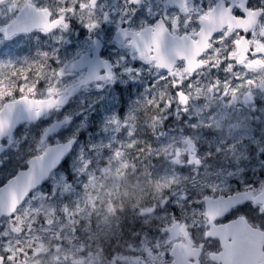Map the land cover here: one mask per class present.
<instances>
[{"label": "snow or ice", "instance_id": "obj_1", "mask_svg": "<svg viewBox=\"0 0 264 264\" xmlns=\"http://www.w3.org/2000/svg\"><path fill=\"white\" fill-rule=\"evenodd\" d=\"M141 2L142 0H125L126 5L132 6L133 16L139 11L138 6ZM221 2L234 21H244L231 32L229 39L240 32L249 33L256 19L264 18V0H215L217 8L220 7ZM55 3L56 9L52 10L43 6L42 0H0V44H6L35 29L44 35L55 31L67 32L73 28V22L78 26L79 36H85L86 33H91L100 27L97 16L100 0H55ZM192 3L195 5L198 0H192ZM217 8L210 7L207 13L201 14L200 10L189 9L187 0L181 4L182 11H194L201 22L199 31L193 33L199 39L191 40V49L186 53H177L184 62V71L187 73L198 74V70L205 67V62L200 57L213 47L210 43L212 37L218 34L223 40L225 31L231 27L227 23L220 25L218 17L223 13L222 11L217 13ZM147 11L150 12L151 9ZM125 14H127L126 10ZM103 20L108 22L107 13H103ZM164 20H170L175 29L180 26L178 16L170 18L166 15L163 20H158L154 25L135 34L129 33L118 24L116 35H133L129 43L138 53V56L132 58L134 64L138 60L141 64L154 66L161 80L168 81L173 78L171 95L174 99L167 103L161 100L157 105L161 110L158 117L159 126L163 127L165 122L172 123L183 119L195 129L198 121L187 115L189 97L183 90L185 81L180 78L179 72L174 71L176 61L161 54L160 42L168 32ZM191 20L192 16L189 15L184 21L185 26L191 23ZM130 22V20L124 21L125 24ZM137 38L140 43H137ZM246 40L247 36L231 39L237 50L226 56L227 60L232 61L231 64L221 61L226 75L230 74L227 71L229 67L233 70L237 66L250 70H255L257 67L264 69V44L257 42L260 50H255L249 45L241 52L240 46ZM261 40L264 41V33H261ZM116 42L123 44V41ZM92 43L98 45V41ZM98 54L103 55L99 48ZM37 55L41 57L37 79L31 84L29 83L31 67L26 73L24 68H17L11 61L7 63L0 61V152H4L6 146L13 144L16 130L25 121L45 125L40 144H45L53 136L57 138L56 147H49L45 154L46 159L34 156L26 161L24 169H20L10 177L0 179V264H15L16 257L11 247V236L32 230L31 227L24 228L21 223L22 217L28 216L29 212L36 218L33 224L38 222L42 231L57 225L61 237L74 235L77 231L90 227L91 217L84 219L83 209L79 207L80 201L72 199L77 186L87 185L80 182V178L71 167H64L70 164L69 154L73 151L72 146L77 143L81 133L78 132L72 139H65V133L68 131L65 125L70 124L71 121L66 119L50 122L53 113L64 111L76 89L72 87L62 90L59 88V82L53 87L47 75L43 73V68L48 66L46 61L49 59L60 63L55 51L51 55L47 52H38ZM244 61L248 62L244 63ZM24 63H28L27 57ZM104 63L111 70V76L98 77V83L101 79H110L112 86H117L119 83L117 77L123 79L125 76L142 74L139 66H124L110 60ZM62 75L63 69L59 73L53 72L54 77ZM233 79L239 80L240 77ZM245 82L252 85L254 80L245 79ZM219 83L217 78L215 86L218 87ZM225 84L228 82L225 81ZM238 87L239 84L233 87V92ZM261 87H264V84ZM98 90L103 89L98 87ZM224 95L227 96V92ZM248 100L264 109V102L255 100L251 96L246 98V102ZM114 119L118 125L126 117L117 113ZM204 126L206 125H201ZM205 135L212 136L214 133L209 131ZM61 139H65L63 144L60 143ZM245 147L255 153L258 161L257 166L250 170L251 175H246L249 170L239 167L237 160L236 167L231 169L220 167L214 177L203 180L199 187L196 186V181H193L191 188L185 187L190 177L184 173L192 168L193 160L186 152L184 153L185 163L178 165L179 173L163 185L169 189V195L167 198L162 197L159 202L160 211L149 207L147 213H140L155 215L157 221L161 222L157 231L163 232L167 237L165 244L162 248L159 241H156L154 247L139 254L136 264H140V261L144 264H157V262L201 264L202 258L207 259L208 264H264V140L249 137ZM87 150L95 152V146H89ZM37 151H41L39 146ZM193 151L197 170L195 175H199L200 168L212 158V152H208L202 160L200 154L204 151L203 146H197ZM214 152L219 156L222 148L217 146ZM116 155L119 156L120 153L117 152ZM176 155L178 157L179 151ZM3 163L4 161L0 160V165ZM93 163L89 160L88 166ZM58 168H63V174L56 172ZM61 184H63L62 189ZM171 185H175V188H171ZM36 201H39L38 206H34ZM44 209L46 211H42ZM67 225L71 227H65ZM176 241L180 243L177 244ZM17 250L21 255L24 254L22 248L17 247ZM246 253L254 254L255 259L249 260ZM116 264L121 262L117 261Z\"/></svg>", "mask_w": 264, "mask_h": 264}, {"label": "rangeland", "instance_id": "obj_2", "mask_svg": "<svg viewBox=\"0 0 264 264\" xmlns=\"http://www.w3.org/2000/svg\"><path fill=\"white\" fill-rule=\"evenodd\" d=\"M161 2L163 1L154 0L150 5L146 3L133 17L142 14V22L147 23L150 15L147 6H150L153 15L161 11ZM42 3H48V1H42ZM200 3L202 0H198V7ZM112 5L117 9L114 11V19H116L120 13L124 12L125 6L110 3L109 7ZM195 10H200V8ZM131 13L132 10L129 16ZM193 14L194 12H190L189 15ZM177 16L181 18L179 14L172 15L170 18ZM111 23L113 24L114 21ZM140 27L141 21H138L135 28ZM24 41L26 40L0 44V61L5 63L11 61L17 68H24L26 73L27 69L31 67V74H29V83L31 84L36 82L41 57L37 55L38 51L35 54H27L26 51H30V49L25 50ZM44 49L47 50L45 46ZM113 50L116 62L121 65L127 62L133 63L127 49L113 48ZM54 51L55 49H51L50 55ZM26 57L28 63H24ZM67 57L68 60H59L60 63L52 62L49 59L46 61L48 66L43 68V73L49 78L51 86L55 87L59 82L60 89L67 90L75 87V92L78 94L63 112L53 113L50 122L72 120L66 126L68 131L65 133V139H72L77 136L78 132L81 133L77 138V145L71 155L70 164L64 167H71L76 176L80 178V182L87 185L86 187L77 186L72 199L80 201L79 207L83 209L84 219L91 217L90 227L77 231L74 235L61 237L57 231V225H52L42 231L38 222L33 224V220L36 218L29 212L28 216L22 217L21 223L24 228L31 227L32 230L25 231L18 236L16 234L11 236L14 255L16 260L22 261V264H112V259H114V264L117 261H120L121 264H134L133 261L139 258V255H133L134 253L114 257L100 254L99 248L102 247H100L99 240L101 238L109 240L116 233L119 234L123 231L129 233L132 229V226L128 227L127 225H123L125 230L122 229L119 224L121 216L115 212L116 208L123 216L130 212L139 218V212L148 210L149 207L157 208V211H160L159 202L162 197L167 198L169 195V189L163 185L179 173L177 166L172 161L176 152L183 147L181 140L186 132L189 133L193 142L203 146L206 153L211 151L217 156L214 152L217 146L222 148V152L219 155L221 157L219 165H212V161H209L204 170L196 176L193 174L194 170H187L184 175L190 179L185 187L191 188L193 181H196V186L199 187L203 180L214 177L220 167L224 169L236 167L237 160L239 167L248 169L250 175V170L257 166L258 161L255 153L245 145L248 144L249 137L264 140V135H262L264 127L259 128L260 123L264 122V109L253 110L243 104L241 97L245 92L251 91L262 94L261 99L264 102V87H261L264 84V71L254 73L248 68H243L233 74L228 72L230 73L228 75H231L225 79L228 84L220 83L218 87L215 86L216 81H212L207 72L190 78L187 74L179 71L180 78L185 81L183 90L188 93L190 101L187 115L198 121L197 127L193 129L191 124L185 121L180 122L181 119L172 123L165 122L163 127L159 126L158 117L161 110L157 108V105L161 100L167 103L174 99L171 95L172 78L168 81L161 80L153 66L142 65L148 67V71H145L142 77L137 75L129 77L131 79L129 83L138 86V88L133 87L132 94L127 97L126 111L123 114L126 119L116 125L114 117L117 113L120 114V98L114 94L111 95L110 101L104 95L100 97L92 82H87L82 71L77 68L78 64L75 63L74 54ZM231 63L232 61L228 62V64ZM62 69V76H53L54 71L59 73ZM233 77H240V79L235 80ZM245 79H252L254 83L249 85ZM237 84L240 87L233 92V87ZM225 92H227V96H223ZM100 100H103L110 110L103 120L97 123L95 122V109ZM229 111H234L235 114H231ZM139 112L147 115L145 118L147 122L142 123L143 128L137 129L135 115ZM81 113L82 115H80ZM201 125L206 126L201 127ZM125 126L126 130H124ZM44 127V124L37 123L19 129L12 154L16 155L21 146L25 152L31 149L32 153L37 154H40L45 146H55L57 140L55 136L49 139L48 144H40ZM209 131L214 135H205ZM161 133H167V135H161ZM138 135L146 136L145 139L149 143V148L146 146L145 152L149 159L148 162H150L149 173L144 178H136L134 175L136 167L141 163L137 161V157L142 153L141 143L143 142L141 137L137 138ZM65 139H61L60 143L63 144ZM93 145L95 152H89L87 149ZM38 146L41 149L39 152L37 151ZM117 152L120 153L119 156L116 155ZM89 160L94 162L91 166H88ZM100 160L107 165L114 162V165L98 170L97 165ZM151 160L157 163L153 164ZM56 172L63 174V168ZM132 178L134 181L130 187L128 182ZM60 187L62 189L63 184ZM171 188H175V185H171ZM117 194H119L120 203L113 204L112 198ZM38 204L39 201L34 202V206H38ZM121 206H131V208L119 209ZM42 211H46V209ZM131 221L133 222V220ZM140 222L142 225H140L139 231L135 234L132 233L131 236L140 238L147 248L154 247L156 241H159L163 248L167 237L163 232L157 231L161 222L157 221L155 215L141 218ZM141 226L145 227L147 232H143ZM65 227L70 228L71 225ZM17 239L19 240L18 245ZM17 247L24 250L23 255L17 250ZM82 247L84 248L83 252L80 251ZM91 251L92 255L89 253ZM141 253L144 252L141 251ZM82 259L84 262L80 263ZM140 264H144V262L140 261Z\"/></svg>", "mask_w": 264, "mask_h": 264}, {"label": "flooded vegetation", "instance_id": "obj_3", "mask_svg": "<svg viewBox=\"0 0 264 264\" xmlns=\"http://www.w3.org/2000/svg\"><path fill=\"white\" fill-rule=\"evenodd\" d=\"M46 1V0H42ZM48 3H42L43 6H47L51 8L52 10L56 9V3L55 0H47ZM154 0H142L141 4L138 6L139 8H143L144 5L147 3V5H150V3ZM161 2V11L156 14H151V11L149 12V21L147 23H143V15H138L137 17H133L132 13L129 16V13L132 10V6L126 5L125 0H100V7L97 9V16L99 17V23L100 27L95 29L91 33H86L85 36H79L77 35L78 26L75 22H73V28L67 32L63 31H55L53 33H50L48 35L42 34L38 29H35L25 35H21L18 38L11 40L10 42H16L19 40H26L25 43V50L27 54H35L36 51L38 52H48L50 54L51 49H55L56 54L59 57V60H68L67 57L70 54H74L75 63L78 64L77 68L82 71L84 74V78H87L88 72H92L93 74V85L95 86V90L98 93V95L101 97L104 95V97L111 98V95H117L120 98V115L123 116V114L126 111V100L127 97L132 94L133 87L138 88V86H135L134 84H130L129 81L131 80L128 76H125L123 79L117 77L119 80V83L117 86H112L110 79H101L99 83L97 82L98 77H110L111 76V70L105 65L104 61H114L116 62V58L113 57L115 51L113 48H120V49H127L129 51V55L131 56L130 60L133 61V56H138V53L135 52L134 48L129 43L133 39V35L129 36H123V35H116L117 32V25L119 24L121 28L127 29L129 33L135 34L137 32H140L142 29L154 25L156 21L163 20L164 17L167 15L168 17H172V15L179 14L181 15V18H179V28L175 29L172 27V24L170 20H164V23L168 26V32L162 37L161 39V54L169 57L170 59H174L176 61L175 64V72L182 71L184 74H187L190 78L195 77L199 75L200 73L207 72L209 78L212 81H216L217 78H219L220 83H224L225 79L228 76L226 75L224 65L221 64V61H225L226 64H228V61L226 59L227 54L230 52H236V47L231 43V39H240L241 36H247V40L243 45L240 46V51H244L249 45L255 50H260L257 47V42H261L264 44V41L261 40V33H264V18L256 19V23L249 29V33L240 32L236 36H231L230 34L232 31H235L236 28L243 24L244 21H234L233 17L228 13L227 8L223 7V3L221 2V5L219 8H217V5L215 3V0H202V3L199 4V7L197 6V3L193 5L192 0H187V5L189 9H197L200 8L201 14L207 13L209 8H217V13H220L222 11V15H219L218 19L220 22V25L222 26L224 23L229 24L231 27L225 31V38L221 40L219 38V35L212 37L210 43L213 45V47L209 51H205L204 55L200 57L201 60L205 62V67L198 70V74H191L184 71L185 64L181 60L180 56L177 55L178 52L186 53L189 49H191V40L199 39V37L195 36L193 33L194 31H199L201 27V22L197 19L196 14L194 13L192 15L191 23H189L187 26H185L184 21L188 18L190 12L194 11H188L184 12L181 9V4L184 2V0H162ZM110 3L124 5V12L120 13V16L114 19V11L115 6H110ZM255 6V5H254ZM109 7V8H108ZM151 9L150 6H147V10ZM125 10L127 14H125ZM117 11V9H116ZM103 13H107L109 16L108 22H105L103 20ZM162 13V14H161ZM19 15V13H17ZM185 17V18H184ZM184 18V19H183ZM131 21L130 23L125 24L124 21ZM111 21H114L112 24ZM138 21H141V27L135 28V25L138 23ZM145 38L147 37V34L145 33ZM190 37V39H189ZM123 41V44L117 43L116 41ZM92 41H98L97 44H93ZM137 43H140L139 38H137ZM44 46L47 48V50L44 49ZM98 48L100 51L103 52V55L98 54ZM51 60V59H50ZM52 61V60H51ZM53 62V61H52ZM127 62V59H126ZM220 62V63H218ZM248 61H244V63H247ZM124 66H139L142 69V74L137 75L139 77H142L145 73V71H148V67L142 66L147 64H141L138 60L134 63H123ZM152 65H149V67ZM153 68H155L153 66ZM156 69V68H155ZM239 69H243L242 67H235V70L233 68L229 67L228 72L236 73ZM157 70V69H156ZM254 73H262L264 69H261L257 67L255 70H250ZM135 75V74H133ZM173 79V78H172ZM219 83V84H220ZM98 87H102L103 90H98ZM185 91V90H184ZM186 92V91H185ZM224 96V94H223ZM254 97L255 100L262 101L261 97L262 94H256L251 91L245 92L241 100L243 104L247 105L248 107L252 108L253 110L260 109L259 104L253 103L251 100H248L246 102L247 97ZM107 100V99H106ZM105 102L103 100H100L98 104L96 105V112L95 122H101L103 118L109 113V108H105ZM187 107H190V101L187 104ZM231 114H235L234 111H229ZM135 118L137 120V129L143 128L142 123L147 122L145 118H147V115L143 112H139V114L135 115ZM185 120L181 119L180 122H184ZM55 122V121H53ZM141 123V124H139ZM35 125V124H34ZM26 126H32V125H23L20 126L16 130V135L14 137V142L11 146H6L4 152H0V160H3L4 163L0 165V179H3L5 177H10L14 175L16 172H18L20 169L25 168L26 161L30 160L34 156H40L43 151L46 148H49L48 146L43 147V151L40 154L32 153L31 149L27 152H25V149L21 146L19 150L17 151L16 155L12 154L13 146L15 145V140L17 136V132L19 129L26 127ZM264 127V122L260 123L259 128ZM143 143L142 145V153L139 154L137 157V161H140L141 163L136 167L134 175H136V178H144L149 173V159L146 157V146L149 148V143L146 141V136H140L138 135L137 138L140 139ZM49 140L42 145L48 144ZM185 142H189V145L187 146ZM181 143L183 147H181L179 151V155L177 157V152L175 154V158H173L172 163L175 164L178 168L179 164L185 163V156L184 153L186 152L189 156V158H192L193 160V166L189 170H194L193 174L196 173V167H195V152L193 149L197 148V145L193 140L191 139V136L188 132H186L185 136L182 138ZM32 148V146H31ZM204 149V148H203ZM15 154V153H14ZM206 156L208 153L205 152V149L203 152H201V156ZM13 155V156H12ZM203 160V157H201ZM219 160H221L220 156H215L214 153H212V158L210 160H207L204 163V167L200 168L199 173L204 170L207 163L209 161H212V165H219ZM153 164H156L154 160H151ZM110 165H114L113 163H110L107 165L103 161H99L98 163V170L105 169ZM160 165L163 167V165L160 162ZM180 171V169L178 168ZM246 175H250L248 172ZM196 176V175H195ZM134 177V176H133ZM105 180V179H103ZM133 178L130 182H128V186L132 187L130 184L133 182ZM143 181V179H142ZM112 203L119 204V194L114 196L112 198ZM130 207H123L121 206L119 209H127ZM143 211V210H142ZM139 217L134 216V213L127 212L124 216L117 211V208L115 209V212L118 213L120 218V226L127 225L128 227L132 226V229L128 232L123 231L119 234H115L114 237H111L109 240L107 238H101L100 241V247L99 253L104 256H118V255H124L128 253H134L133 255H139L142 252H147L150 250V248H147L142 243V240L140 238H134L131 236L132 233H137L139 231V227L141 224L140 219L144 218L140 215ZM133 220V222L131 221ZM141 230L143 232H147V229L143 226H141ZM177 244L180 243V241H176ZM132 250V251H130ZM80 251L83 252L84 248H80ZM90 255L93 254V252H89ZM246 256L249 260L255 259L254 254L252 253H246ZM84 262V260H80L81 262ZM112 264H114V259H112ZM134 264H136V260L133 261ZM15 264H22L21 260H15ZM201 264H208L207 259L202 258Z\"/></svg>", "mask_w": 264, "mask_h": 264}, {"label": "water", "instance_id": "obj_4", "mask_svg": "<svg viewBox=\"0 0 264 264\" xmlns=\"http://www.w3.org/2000/svg\"><path fill=\"white\" fill-rule=\"evenodd\" d=\"M93 78H91V76H90V72L87 74V81L89 82V81H91ZM72 98V96H70V99ZM66 120V119H65ZM67 120H70V119H67ZM62 121H64V120H62ZM71 121V120H70ZM24 124H31L30 122H27V121H25L22 125H24ZM21 125V126H22ZM66 125H68V124H66ZM65 125V126H66ZM185 144L188 146L189 145V142H185ZM75 145H73L72 147H74ZM52 147H56V145L55 146H52ZM48 149L49 148H46L44 151H43V153L40 155L41 157H45V159L47 158L46 156H45V154L47 153V151H48ZM70 155V154H69ZM144 213H147L148 211H143ZM142 216H146V215H142Z\"/></svg>", "mask_w": 264, "mask_h": 264}]
</instances>
